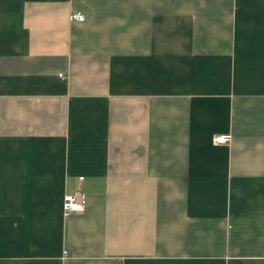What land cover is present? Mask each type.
<instances>
[{"label":"crops","instance_id":"0c3cea01","mask_svg":"<svg viewBox=\"0 0 264 264\" xmlns=\"http://www.w3.org/2000/svg\"><path fill=\"white\" fill-rule=\"evenodd\" d=\"M0 264H264V0H0Z\"/></svg>","mask_w":264,"mask_h":264},{"label":"built area","instance_id":"2783aa9c","mask_svg":"<svg viewBox=\"0 0 264 264\" xmlns=\"http://www.w3.org/2000/svg\"><path fill=\"white\" fill-rule=\"evenodd\" d=\"M71 20L77 22L85 21V15L79 12H73L71 14ZM213 142L215 144L227 145L230 142L229 136L215 137ZM83 180V179H81ZM64 209L66 215L82 213L84 211V206L79 202L77 195H66Z\"/></svg>","mask_w":264,"mask_h":264}]
</instances>
